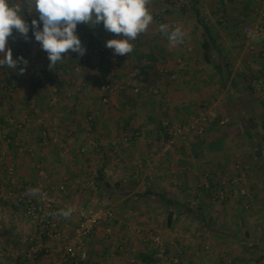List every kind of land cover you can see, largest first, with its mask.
<instances>
[{"label":"crops","instance_id":"0c3cea01","mask_svg":"<svg viewBox=\"0 0 264 264\" xmlns=\"http://www.w3.org/2000/svg\"><path fill=\"white\" fill-rule=\"evenodd\" d=\"M175 1L151 0L149 8L154 21L146 33L132 42L134 51L129 56L114 55L106 47L108 39L122 37L112 38V33L104 30L102 24L95 28L78 24L76 33L83 46L105 47L106 50L99 55L88 51L86 57L91 60L90 65H85L83 56L75 52L57 63L54 69L63 73L64 80L60 84V97L55 106L49 103L50 90L36 84L33 67L28 63L29 70L24 72L32 78L28 81L17 82L23 76L19 74V68L26 67L23 63L18 64L17 70L0 67V73L9 76V81L13 76L16 86V94L6 97L5 89L0 85L1 120L4 122L13 115L21 120L26 112L33 113V108L38 117L45 120L44 125L33 123L22 133V146L11 148L7 162L16 169L25 185L38 179L39 166L42 165L46 173L45 182L58 181L53 188L66 185L67 191L63 194L68 197L61 201L57 197V203L62 202L67 208L77 203L81 193L77 192L78 189L97 188L95 193L99 195L91 201L100 205L111 204L118 210L116 219L138 215L137 219L149 220L165 211L171 227L173 220L180 216L193 219L197 215L203 221L211 216L199 205H196L197 210L191 207L196 203L205 205L211 202L212 191L200 187L206 170L218 177L227 172H232L234 176L240 173L243 186L251 193L250 203L254 209L249 217L251 226L259 221L264 224V150L254 153L256 160L251 168L240 172L235 168L236 158L241 153L251 155L238 145L250 134L248 123L257 124L261 119L250 93L252 90L246 89L242 82L249 74L260 76V83L264 80V57L260 56L258 64L246 61L247 58L259 57V52L264 49V40L258 37L248 40L245 33L246 27L264 22V0L244 2L237 6L238 9H230L225 4L227 0H187L186 6L181 9L175 6ZM161 12L162 19H159L156 14ZM224 12H236L237 19L218 25L214 15ZM23 15L29 25L33 19H38V14L34 12L25 11ZM245 18L252 24L243 28L249 22ZM160 24H167L170 29L175 25L181 26L186 33L183 44L171 45L166 35L159 32ZM40 27L42 29V23ZM242 28L243 34L240 33ZM205 42L211 45V60L206 57ZM249 45L251 51L247 47ZM256 46L259 52L256 50L255 53L253 49ZM7 47L12 49L14 59L22 56L28 61L33 56L40 69L50 63L47 53L35 41L31 27L28 39L13 30ZM135 68L140 72L138 77L132 78L130 74ZM109 74H112L113 82H124L125 88L111 93L109 102L104 104L101 102L100 83ZM82 82H85L84 86ZM134 86L139 88L137 93ZM153 89L160 94L150 97ZM33 91L36 93L34 107L28 101ZM202 106L209 107L213 116L204 135H193L187 141L172 140L164 127L165 120L187 121L188 116ZM226 114L229 117H225ZM54 117L60 121L57 129L51 125ZM45 127L50 134L47 141L41 137V130ZM38 129L40 132L37 133ZM69 129L71 135L67 134ZM131 131L139 132V136L130 144H123L122 138ZM10 133L14 137L21 136L13 128ZM55 139L70 146L71 151L66 158L58 156ZM49 172L53 173V179ZM4 181L0 162V264H21L22 260L16 256L20 248L25 247L22 244L25 240L20 238L35 235L37 228L31 222L24 225L28 220L16 200L19 191L5 185ZM229 200L235 202L234 197ZM65 201L68 204H64ZM130 207H136L137 213L133 214L132 209L127 211ZM183 207L184 211L181 210ZM23 216L25 221L21 220ZM57 216L60 230L66 234L63 225L68 219ZM119 226L115 227L119 229ZM203 227L192 229L188 234L209 239L213 235L225 237L221 229H217V233ZM262 228L264 230V225ZM73 229H70V234ZM121 233L126 235L127 231L124 229ZM248 234L246 231L245 236L248 237ZM101 236L99 231L86 241L90 260L85 264H127L122 257L117 256L116 259L115 253H109L111 247ZM246 241H250L249 245L255 242ZM191 248L186 246L190 255L183 258L182 264H224L215 259H201V256H196L198 250ZM53 251L58 252L59 249L52 248V252L36 264H66L63 255L58 254L56 258ZM59 257L63 260L60 261ZM139 257V264H156L146 250L141 251ZM249 264H264V260L256 259Z\"/></svg>","mask_w":264,"mask_h":264},{"label":"rangeland","instance_id":"374dc122","mask_svg":"<svg viewBox=\"0 0 264 264\" xmlns=\"http://www.w3.org/2000/svg\"><path fill=\"white\" fill-rule=\"evenodd\" d=\"M187 1V0H186ZM250 3L251 1H239V0H227L225 4L228 5L230 9H238V5H241L242 3ZM253 2V1H252ZM256 2V1H254ZM181 9V8H180ZM226 11V10H225ZM214 18L216 20V23L218 25H221L223 23H226L227 21H232L237 19L236 12L232 14L228 12H224L223 14H216L214 15ZM162 19V18H159ZM241 20V19H240ZM245 20H247L245 18ZM249 22L245 23L243 25V28L246 24H252V21L247 20ZM179 26V25H178ZM181 27V26H180ZM243 28L240 29V33L243 34ZM220 29V28H219ZM218 30V29H217ZM249 40V39H248ZM10 43V42H9ZM238 46V45H237ZM251 45L247 46L248 48ZM254 46V45H253ZM250 49V48H249ZM259 48L257 46L253 49L255 53L258 51ZM246 50V49H245ZM257 50V51H256ZM251 51V49H250ZM259 52V51H258ZM70 57L71 51L68 52ZM68 58L67 56H65ZM261 59V57H254V58H247L246 61L252 60L253 64H258V60ZM255 60V61H253ZM257 60V61H256ZM250 65V64H249ZM26 70L28 67H25ZM12 80L9 81L10 77L9 76H4L3 74L0 73V85L2 83H6L9 85H12L14 87V92L12 95H7L5 94L6 97H12L16 94V89L15 85L13 82V76H11ZM30 77V74H23L22 77L18 78L17 82L27 80ZM32 79V78H31ZM260 76L255 77L251 74L245 76L243 78V84L246 89L252 90L250 93L252 97H254L255 104L257 105L258 111L260 114H258L261 119L260 123L255 124L254 122L248 123V127L250 129V134H248L247 138L243 139L242 142H239V148H242L241 150H247L251 155L247 154H242L241 156H238L236 158L235 165L239 164L240 171L245 170L246 168H251L253 164L255 163V158L256 156L254 155L255 152H261L264 150V80L260 83ZM257 83H255V81ZM135 92V91H134ZM137 93V92H135ZM160 94V93H159ZM157 93V95H159ZM155 95V93H150L149 96L152 97ZM36 96L35 91L32 92L31 98H29L28 101L33 99V97ZM28 99V98H27ZM9 99L7 98L5 101L7 102ZM50 100V98H49ZM37 106V103L36 105ZM34 107V106H33ZM204 106H202L200 109H202ZM208 110L209 107L205 106ZM242 108V107H241ZM199 109V110H200ZM198 110V111H199ZM197 111V112H198ZM210 111V110H209ZM227 111V109H226ZM248 111V110H247ZM197 112L191 113L188 118L191 115L196 114ZM37 112L33 108V113L31 112H26V114H23L22 119H24L25 115H31L33 118L38 117L36 114ZM247 113V112H246ZM225 117H229V114L224 115ZM13 117L18 120L14 115ZM213 117V116H212ZM21 119V120H22ZM166 121H171L170 119H166ZM174 122V121H172ZM184 121H180L179 123H184ZM30 126L25 127L23 130L18 131L21 134L26 132L27 129H29ZM39 127V126H37ZM165 127V124H164ZM14 130V129H13ZM26 130V131H25ZM16 131V130H15ZM17 132V133H18ZM36 132H40L39 129L36 130ZM168 134V133H167ZM23 135V134H22ZM253 135V136H252ZM22 137V136H20ZM250 150V151H249ZM7 161V159H6ZM47 161V159H46ZM49 162V161H48ZM8 165H10L9 162H7ZM11 166V165H10ZM13 167V166H12ZM236 168V166H235ZM209 170H206L207 172ZM204 172V173H205ZM212 172V171H209ZM244 172V171H243ZM57 173V172H56ZM203 173V175H204ZM213 173V172H212ZM38 175V174H37ZM50 178L53 179V173L49 172ZM202 175V176H203ZM226 175H232L234 177V174L232 172H227ZM236 175V174H235ZM217 176V175H216ZM36 178V177H35ZM222 178V177H221ZM4 179H6L5 174H4ZM20 179V177H19ZM36 180L33 185L36 184ZM53 181V180H52ZM22 182V181H21ZM48 190L50 192V195L56 199L55 202V211L60 212L61 210L68 209L67 206H64L61 203H57V199L59 198L60 201L64 200L65 197H68L66 194H63L67 191V188L65 192H61L58 187L53 188L58 184V181L52 182L48 184L45 182ZM245 187V185H244ZM239 189V186L234 184V187L232 190ZM247 188V187H245ZM34 189V187H33ZM77 192L79 193V197L76 200L77 203L72 204L70 207L74 209L72 212L71 216L66 218L68 220H65L66 225H63V228H65L66 234H70L69 231L72 227H75L77 221H78V216L76 209L81 207V206H102L105 208H110L116 217V212L118 210L113 207L111 204L108 205L106 203L100 204H94L93 201H91L92 198L98 196L99 194L95 193L94 189L91 188H82L81 190L78 189ZM77 192L75 194H77ZM17 193V192H16ZM19 193V192H18ZM191 195L192 193L189 192ZM58 197V198H57ZM233 197V196H232ZM77 198V197H76ZM230 198V197H229ZM228 198V199H229ZM3 199V198H2ZM7 201V200H6ZM68 201V200H67ZM67 201L64 202V204H68ZM74 200H70V202H73ZM235 202H229L225 201L223 203H214L210 202L207 204H193L191 207L193 209H198L196 208V205H199L201 209L206 211L208 215H211L209 218H206L205 221L203 219L201 220V217L195 216L192 219L191 217H186V216H180L179 218H176L173 220V226L171 227L170 224H168V215L167 212L165 211L161 212V214H157L155 216V219H137V216H134L133 214L136 212L135 208H128L127 211L131 210L133 211V216H129L124 218L123 216L118 219L114 218L110 223H102L99 225V228L97 232L100 231L101 237L103 240H106V244L111 247V252L109 251L110 254L115 253V258L117 256L122 257V259L127 263V264H139L141 261V257H139V254L141 251L146 250V253L151 255L153 260H155L156 264H161V263H174V264H182L183 258L187 255H190V250L186 251V246L187 247H192L191 249H196L198 253H196V256H201V259H215L219 260L224 264H227V261H231L233 264H239V262H242L244 264H249L252 261H261L264 260V233L262 232L263 230V225L260 223V221L253 222V226H251V219H249L250 216L253 215L254 209L252 208V204L250 201H246V199H242L240 197V201H237L236 198H234ZM227 202V203H226ZM8 203V202H7ZM90 203V204H89ZM246 205H249L246 207ZM182 211H184V207L181 208ZM137 213V212H136ZM211 213V214H210ZM207 215V217H208ZM25 216L21 218V220H24ZM26 220L28 222H24L25 226L31 224L29 218L27 217ZM60 222V220H59ZM62 222V220H61ZM64 223V222H63ZM64 223V224H65ZM120 224L119 229H117L115 226ZM205 227L211 230L212 232H219L217 229H221L222 232H224L225 237H220V235H213L212 239L205 238L202 235H189L190 231L193 229H198V227ZM107 227H110L112 229V232L110 235H107L106 229ZM203 227V228H204ZM28 229L29 226H28ZM127 231L126 235H121V230ZM140 229L143 232V235L137 234V230ZM260 229V230H258ZM248 231L250 234H248V237L245 236V232ZM261 231V232H260ZM264 231V230H263ZM96 232V233H97ZM95 233V234H96ZM121 233V234H120ZM28 234V233H27ZM94 234V235H95ZM188 236H187V235ZM222 234L223 233H219ZM152 236H158L160 237L159 242L157 243L152 239ZM32 237V239H31ZM90 238V237H89ZM88 238V239H89ZM217 238V239H216ZM25 240L22 242V244H25V247H21L20 250L17 253V258L18 260H22L21 264H24L27 262L25 254L27 252V249L32 245V244H38V243H47L51 246L52 248H58V252H54L56 254V258H58V254H64L63 251V246L61 242L58 241H46L45 239L38 237V232L35 233V235H31L29 238H20ZM87 239V240H88ZM253 239V240H252ZM256 239V240H255ZM86 240V241H87ZM246 240H251L255 241L253 245H249ZM256 241L258 243H256ZM222 245V246H221ZM122 247V248H121ZM220 250H217L219 249ZM164 250V251H163ZM194 251V250H193ZM45 257V256H43ZM117 259V258H116ZM59 260H63L61 257H59ZM90 260V257H89ZM52 263V262H51ZM67 264V263H66ZM69 264V263H68Z\"/></svg>","mask_w":264,"mask_h":264},{"label":"built area","instance_id":"2783aa9c","mask_svg":"<svg viewBox=\"0 0 264 264\" xmlns=\"http://www.w3.org/2000/svg\"><path fill=\"white\" fill-rule=\"evenodd\" d=\"M247 1V0H239ZM249 1H259V0H249ZM186 0H176L175 6L182 8L186 6ZM158 18H162V12L156 14ZM177 26V25H175ZM245 33L248 39H254L256 37L264 40V22L259 23L255 26H248L245 29ZM117 35L112 34V38H116ZM86 48V53L92 51L94 54L99 55L102 52H105L106 48L99 49L98 47L90 48L89 46H84ZM84 54L82 61L85 65H90L91 60L86 57L87 54ZM65 56H69L68 53ZM258 56L264 57V49L259 52ZM28 64L30 67H33V73L35 74L36 84L44 89L50 90V100L49 103L53 106L58 102L60 97V84L63 82V73L54 68L50 69L49 67L38 68L36 66V59L33 56L28 58ZM97 65V64H96ZM139 69L135 68L130 76L136 78L139 75ZM174 77V76H173ZM112 74L106 76L102 79L100 83L101 91V102L107 104L109 102V96L111 93H116L119 90L125 88L124 82H113ZM82 86L85 85V82L81 83ZM2 87L5 89V94L12 95L14 92V87L12 85L2 83ZM134 91L138 92V86H134ZM153 93L157 94L158 90L153 89ZM68 96H72V93H68ZM36 97H33L29 101V104L33 106ZM228 120L226 119L225 122ZM212 122V115L210 111L203 107L196 114L191 115L186 122H165V129L172 140H189L193 135L203 136L208 125ZM33 123L45 124V120L42 117L33 118L31 115H25L24 119L16 120L13 116L7 117L6 121L1 120L0 115V162L5 174V185L12 186L13 188L19 191L17 195V202L21 204L24 214L29 218L30 222L34 224L37 228L38 237L45 239L46 241H58L61 242L63 246V259L64 263L69 264H85L89 260V252L86 248V240L94 235L99 225L102 223H110L114 218V212L110 208H105L102 206H81L76 209L78 221L71 234H65L60 230V222L55 211V202L56 199L50 195L48 187L45 183L46 173L42 165L39 166L38 179L36 184L28 183L27 185L23 184L19 179L16 169L8 165L6 159L9 151L12 147L22 146L23 137L16 136L14 137L10 133V129L21 131L25 127L30 126ZM53 129H57L60 125V121L57 117H54L51 121ZM20 133V132H18ZM67 134L71 135L72 131L67 130ZM22 136V134H21ZM139 136V132L131 131L127 133L122 138V143L125 145L130 144ZM41 137L44 141H47L50 137L49 130L45 127L41 130ZM56 142H58L55 139ZM58 156L60 158H66L70 154V146L65 142H58ZM240 165H236V170L240 172ZM234 184L239 186V189L232 190ZM36 189L37 195H28L26 194L29 189ZM200 187L212 191L211 201L214 203H223L228 200L229 197L236 198L237 201H240V197L247 199V202L251 199V193L247 188L243 186V176L239 173L234 177L232 175H226L222 178L216 176L212 172H205L201 177ZM58 189L61 192H65L66 185L60 184ZM97 190V188H94ZM4 200L10 201L8 198ZM249 205H246L248 207ZM107 235H110L112 229L107 227ZM137 234L143 235V232L138 229ZM160 237L152 236V239L159 242ZM122 248V247H121ZM164 251V250H163ZM52 252L51 246L47 243H38L32 244L25 254L26 260L29 264H36L43 256H47ZM52 264H61L59 262H53ZM167 264V263H161ZM170 264V263H168ZM174 264V263H171ZM227 264H233L230 260L227 261Z\"/></svg>","mask_w":264,"mask_h":264},{"label":"clouds","instance_id":"9594fccd","mask_svg":"<svg viewBox=\"0 0 264 264\" xmlns=\"http://www.w3.org/2000/svg\"><path fill=\"white\" fill-rule=\"evenodd\" d=\"M150 3L151 0H0V67L17 70L18 64L27 65L28 61L22 56L14 59L7 45L13 30L28 39L30 27L35 41L47 53L50 69L63 62L64 54L69 51L80 56L86 53L76 33L78 24L91 28L102 24L107 32L122 37L108 39L106 47L114 55L129 56L134 51L132 42L146 33L154 21ZM25 11L37 13L38 19H33L29 25L23 15ZM159 32L165 34L173 46L183 44L186 35L180 26L170 29L167 24H160ZM25 71L26 68H19V74ZM26 194L37 195L38 192L29 189ZM73 211L68 208L54 215L68 218Z\"/></svg>","mask_w":264,"mask_h":264},{"label":"trees","instance_id":"16d2710c","mask_svg":"<svg viewBox=\"0 0 264 264\" xmlns=\"http://www.w3.org/2000/svg\"><path fill=\"white\" fill-rule=\"evenodd\" d=\"M203 47H204V49H205V53H206V57H207V59H209V60H211L212 58H211V56H210V49H211V45L210 44H208L207 42H205L204 44H203ZM260 161V160H259ZM262 162H260V164H261ZM262 165V164H261Z\"/></svg>","mask_w":264,"mask_h":264}]
</instances>
